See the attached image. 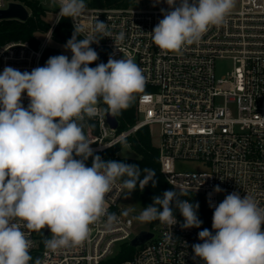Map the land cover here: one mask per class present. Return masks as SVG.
<instances>
[{
    "label": "clouds",
    "instance_id": "clouds-1",
    "mask_svg": "<svg viewBox=\"0 0 264 264\" xmlns=\"http://www.w3.org/2000/svg\"><path fill=\"white\" fill-rule=\"evenodd\" d=\"M59 18L80 17L85 0H59ZM163 19L152 30V40L161 50L178 52L199 42L210 26L220 27L235 6V0H166ZM51 31V30H50ZM82 29L74 28L63 45L72 53L50 57L43 67L30 73L5 67L0 73V264H30L32 241L28 233L48 228L45 248L51 252L82 246L90 226L106 215V194L121 180L132 191L151 182L155 171L138 164L104 160L94 155L83 126L85 116L97 115L102 98L114 117L126 110L136 94L143 93L146 80L131 58L98 60L90 46L98 44L95 34L110 38L105 22L96 19L92 35L77 39ZM125 33L116 35L122 44ZM117 48V47H116ZM118 49V48H117ZM29 104L25 108L22 94ZM119 142L127 147L126 138ZM92 158L90 167L86 161ZM222 180V179H221ZM213 191H224L215 186ZM175 189L153 197L135 217L141 223L159 221L167 226L180 223L183 229L200 228L199 203L180 197ZM211 193L209 194V197ZM210 207L213 205L209 204ZM178 210L181 223L174 214ZM123 215H128L125 211ZM117 217L107 214L106 229ZM264 207L251 196L232 192L214 206L212 230L198 233L202 243L192 245L195 258L203 264H264ZM35 264H40L36 259Z\"/></svg>",
    "mask_w": 264,
    "mask_h": 264
},
{
    "label": "built area",
    "instance_id": "built-area-1",
    "mask_svg": "<svg viewBox=\"0 0 264 264\" xmlns=\"http://www.w3.org/2000/svg\"><path fill=\"white\" fill-rule=\"evenodd\" d=\"M11 1L0 0V10ZM57 13L37 46L23 40L0 46V73L5 67L22 73L41 67L59 24ZM96 19L107 24L112 36L95 34L101 40L93 47L106 50V63L109 56L133 59L146 84L136 99L138 119L129 128H112L102 101L95 117L85 116L84 132L94 153L103 159V153L119 144L121 136L127 139L144 126L158 125L161 172L172 187L201 193L213 210L217 185L242 198L251 196L264 207V0H238L222 26H210L199 42L178 52L161 50L152 40V30L163 19L161 9L86 5L85 12L70 21L73 28L82 29L79 35L85 38L93 34ZM120 32L125 33V39L117 49L113 40ZM217 59L232 61V69L222 77L216 74ZM21 103L27 108L26 93ZM183 161H199L208 168L179 170L177 164ZM124 192L118 180L106 194V215L90 226L89 238L82 246L56 252L45 248L37 253L39 232L25 229L32 241L30 264L36 259L40 264H203L192 250V245L202 243L197 228L183 229L180 223L171 227L159 221L151 225L153 237L138 247L134 257L114 261L119 251H115L116 244L135 237V221L120 208ZM113 213L117 220L106 229L107 214ZM177 219L183 222L179 216Z\"/></svg>",
    "mask_w": 264,
    "mask_h": 264
},
{
    "label": "trees",
    "instance_id": "trees-1",
    "mask_svg": "<svg viewBox=\"0 0 264 264\" xmlns=\"http://www.w3.org/2000/svg\"><path fill=\"white\" fill-rule=\"evenodd\" d=\"M23 3L30 10V17L26 21H21L18 19H3L0 20V46L9 42L23 40L30 42L33 46H37L40 41V35L46 33L50 28V18L47 17L48 9L41 3L40 0H14ZM136 0H85L86 5L93 7H117V8H126L133 6ZM74 28L71 24L70 18L61 17L58 26L53 32L52 39L55 42L66 44V42L72 37ZM77 39H83L80 35ZM97 53L98 60L91 63L89 67H96L99 63L106 64V50L101 48H95L93 45H90ZM61 55L60 48L50 45L44 52L41 67H43L47 60L52 56ZM72 53L68 56L71 59ZM102 101V98H101ZM103 102V101H102ZM107 107V105L105 104ZM120 125L119 130H124L132 126L138 119L136 102H131L130 106L121 111L116 115ZM82 124L83 130L86 127L84 121H78ZM91 128L96 132V126L90 121ZM130 143L131 147L139 154L137 158H128L123 157L119 154L122 143L115 145L114 147L106 150L103 153L104 160H115L117 162L123 161L128 164H138L142 174L144 168H150L155 171L156 186L153 187L151 182L141 191L139 187L132 191L135 193L139 199L141 208L150 205L153 203V197L156 195H162L163 192L168 190H174L161 172L160 162H159V150L158 147L153 143L152 133L149 126H144L140 128L135 135L126 139ZM94 155H99L94 153ZM100 156V155H99ZM92 164V158L86 161V165L90 167ZM178 193H186V195L181 196L183 200H188L192 203H199L200 207L198 209L197 215L203 223L200 228H197L199 231L207 228L210 231L212 230V217L214 210L211 209L204 196L201 193L187 191V190H178L175 189ZM125 191H129L125 188ZM174 214L183 219L179 214L178 210L174 209ZM157 221L151 222L153 225ZM38 248L37 253L42 252L45 249L44 240L45 237L43 230L38 234ZM139 250L138 247H133L129 242H124L121 244L118 253L116 254L114 261H124L134 257V255Z\"/></svg>",
    "mask_w": 264,
    "mask_h": 264
},
{
    "label": "rangeland",
    "instance_id": "rangeland-1",
    "mask_svg": "<svg viewBox=\"0 0 264 264\" xmlns=\"http://www.w3.org/2000/svg\"><path fill=\"white\" fill-rule=\"evenodd\" d=\"M40 1L46 8H49L50 10L53 11V15L47 13V17L48 18L51 17L50 19H52L54 17V14L57 11H59L60 4L55 2L54 0H40ZM237 3L238 0H235V6L237 5ZM133 6L144 9H169L166 0H136ZM40 37H42V34L40 35ZM51 45L60 48L61 55L69 56L71 54L70 50H66L63 47L64 44L52 41ZM215 69L217 76L222 77L232 69V61L230 59H217ZM137 96L138 94H136L135 99L132 102H136ZM100 103H101V99L99 100L97 105H99ZM150 130L152 133L153 143L157 146L159 143L160 127L158 125H153L150 127ZM135 133L132 134L131 136L135 135ZM119 154L123 157H128V158H137L139 156V154L131 147L129 142H127V147L122 145ZM177 168L179 170H205L208 168V166L199 161H183V162H178ZM230 193L231 192L229 191H222L220 193H217V205L224 200L226 195ZM120 208L122 209L123 213L127 211L128 212L127 216L132 217L133 220L135 221L134 236H136L142 230H147V231L151 230V223H141L135 219V217L138 216L142 211V208L139 203V199L135 193L131 192V194H129V191H125L120 200ZM261 230L264 231V225H262ZM49 236H51V232ZM120 244L121 243L116 244L115 246L116 252L119 250L121 246Z\"/></svg>",
    "mask_w": 264,
    "mask_h": 264
},
{
    "label": "water",
    "instance_id": "water-1",
    "mask_svg": "<svg viewBox=\"0 0 264 264\" xmlns=\"http://www.w3.org/2000/svg\"><path fill=\"white\" fill-rule=\"evenodd\" d=\"M30 17L28 8L21 2L11 1L6 9L0 10V20L3 19H18L26 21ZM108 122L111 127L117 129L119 127V120L117 116H112L109 112L106 113ZM45 237H49L50 230L46 227L43 229ZM153 237V233L147 230L140 231L129 243L133 247H139L149 241Z\"/></svg>",
    "mask_w": 264,
    "mask_h": 264
}]
</instances>
